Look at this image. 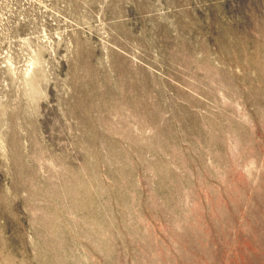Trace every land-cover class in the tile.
I'll return each instance as SVG.
<instances>
[{"label": "rangeland", "instance_id": "obj_1", "mask_svg": "<svg viewBox=\"0 0 264 264\" xmlns=\"http://www.w3.org/2000/svg\"><path fill=\"white\" fill-rule=\"evenodd\" d=\"M0 264H264V0H0Z\"/></svg>", "mask_w": 264, "mask_h": 264}]
</instances>
